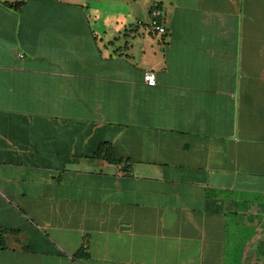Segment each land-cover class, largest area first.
Listing matches in <instances>:
<instances>
[{
  "label": "crops",
  "instance_id": "crops-1",
  "mask_svg": "<svg viewBox=\"0 0 264 264\" xmlns=\"http://www.w3.org/2000/svg\"><path fill=\"white\" fill-rule=\"evenodd\" d=\"M7 1L0 264H264V0Z\"/></svg>",
  "mask_w": 264,
  "mask_h": 264
},
{
  "label": "built area",
  "instance_id": "built-area-1",
  "mask_svg": "<svg viewBox=\"0 0 264 264\" xmlns=\"http://www.w3.org/2000/svg\"><path fill=\"white\" fill-rule=\"evenodd\" d=\"M149 26L152 30L158 33H165L167 28L163 19V10L159 6H154L150 11ZM145 81L149 85L156 84V75L152 72L145 73Z\"/></svg>",
  "mask_w": 264,
  "mask_h": 264
},
{
  "label": "trees",
  "instance_id": "trees-1",
  "mask_svg": "<svg viewBox=\"0 0 264 264\" xmlns=\"http://www.w3.org/2000/svg\"><path fill=\"white\" fill-rule=\"evenodd\" d=\"M1 5L3 8L10 9V10H15V11H22L26 1H7V0H0ZM110 160H114V158L110 157ZM11 233V232H8ZM6 240L5 237L3 236L2 233H0V249L6 248ZM82 253H78L76 255H80Z\"/></svg>",
  "mask_w": 264,
  "mask_h": 264
}]
</instances>
